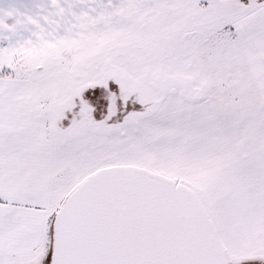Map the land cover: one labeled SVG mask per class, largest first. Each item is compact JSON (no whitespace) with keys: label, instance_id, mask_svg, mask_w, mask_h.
<instances>
[{"label":"snow or ice","instance_id":"1","mask_svg":"<svg viewBox=\"0 0 264 264\" xmlns=\"http://www.w3.org/2000/svg\"><path fill=\"white\" fill-rule=\"evenodd\" d=\"M0 264H264V0L0 4Z\"/></svg>","mask_w":264,"mask_h":264},{"label":"rangeland","instance_id":"2","mask_svg":"<svg viewBox=\"0 0 264 264\" xmlns=\"http://www.w3.org/2000/svg\"><path fill=\"white\" fill-rule=\"evenodd\" d=\"M7 3V0H0V4Z\"/></svg>","mask_w":264,"mask_h":264}]
</instances>
